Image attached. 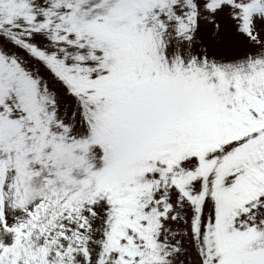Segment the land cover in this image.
I'll return each mask as SVG.
<instances>
[{"label": "snow or ice", "instance_id": "obj_1", "mask_svg": "<svg viewBox=\"0 0 264 264\" xmlns=\"http://www.w3.org/2000/svg\"><path fill=\"white\" fill-rule=\"evenodd\" d=\"M0 264H264V0H0Z\"/></svg>", "mask_w": 264, "mask_h": 264}]
</instances>
